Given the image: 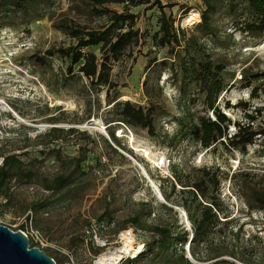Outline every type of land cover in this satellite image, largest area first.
Segmentation results:
<instances>
[{
    "label": "rangeland",
    "instance_id": "1",
    "mask_svg": "<svg viewBox=\"0 0 264 264\" xmlns=\"http://www.w3.org/2000/svg\"><path fill=\"white\" fill-rule=\"evenodd\" d=\"M159 1L172 17L174 26H179L187 11L198 10L201 6V0ZM149 2L132 4L131 0H103L97 4L93 0H45L26 16L18 13L12 18L11 24L0 26L2 147L5 150L14 148L13 151L24 147L29 152L20 157L26 159L38 146L35 145L36 142L48 141L46 136L40 134L47 126L73 125L78 131L64 135L54 140V143L73 153L74 143L80 141L84 144L83 150H86V157L80 162V167L87 169L91 165V181L84 186L89 192L87 196L77 205L71 200L73 192H66L61 197L62 201L52 207L53 212H59L60 215L48 218L56 226L63 227L69 223L67 229L83 227V243L72 247L60 244L66 240V235L60 236L59 241H48L29 222L21 229L27 236L28 245L37 246L47 254L54 253L61 259L60 264H102L97 263L98 257L121 246L123 232L131 234L128 236L131 239L130 247L139 249L138 246H142L147 233L125 221L126 216L133 212L140 213L139 218L143 224L172 219V211L157 204L156 201L159 200L141 173L140 166L159 192L163 189L171 199L179 196V184L175 181L173 172L185 175L189 168L199 165L214 168L221 179V195L232 212L236 213L244 227L259 230L264 236V212L252 210L247 214L245 202L234 191L235 178L230 177L238 167L258 174L264 171L260 137L249 144L245 152L223 143L201 147L198 142L191 140L185 123L196 112L206 111V107L196 94L193 84L189 80L182 83L176 53L172 54L165 46L158 47L152 43L151 33L157 27L155 19L158 11ZM101 6L116 11L128 9L135 13L134 27L138 29L141 39L111 61L109 76L112 87L109 88V93L114 100L127 99L142 106L150 105L153 108L152 135L145 128L137 126H122L118 130L120 126L114 120L116 111L110 109L112 101L106 103L104 98L105 88L90 83L78 72L77 63L68 72L67 56L46 53L48 48L65 47L74 43V38L62 27L63 24L83 29L101 27L107 21L106 16L98 10ZM216 16L225 30L218 40L221 44L212 42L207 37L198 38L199 42H203L204 52L215 61L223 63L227 72L226 86L216 103L232 119H242L245 109L257 108V122L263 123L264 81L259 79L252 82L251 85L257 87L256 93L252 94L250 86L244 85L245 82L239 79L242 69H264V34L250 35L235 28L231 24L232 20L225 16L224 8ZM182 28L185 35L194 31L193 26ZM81 49L99 54L96 45ZM239 101H246L245 109L239 105ZM225 102L234 105L226 107ZM207 111L210 113L211 109ZM101 126L106 134L99 128ZM106 126L112 131L115 140L110 138ZM233 128L230 123L228 129L232 131ZM172 134L174 136L170 137ZM136 144L147 148L149 157L135 150ZM162 156L164 163H159L158 159ZM41 159L38 163L39 172L51 175L55 171L52 159ZM42 174L34 175V181L40 180ZM170 182H173V188ZM41 193L46 191L35 185L16 187L10 194L18 202H14L15 206L12 207L23 205ZM164 202L167 203L166 200ZM104 204L107 205V212L112 214L111 220L105 221L103 218L97 223L91 218L89 222H81V216L99 213ZM167 204L172 206L179 221L188 228L189 223L181 216L183 209L174 202ZM147 210L148 214L145 213ZM78 211L80 218L75 215ZM24 214L3 211L0 223L11 229H20L17 226L24 220ZM63 216L66 217L62 222ZM90 238L94 245L99 246L97 254H93L88 247L86 241ZM259 247L264 248V241H259Z\"/></svg>",
    "mask_w": 264,
    "mask_h": 264
},
{
    "label": "trees",
    "instance_id": "2",
    "mask_svg": "<svg viewBox=\"0 0 264 264\" xmlns=\"http://www.w3.org/2000/svg\"><path fill=\"white\" fill-rule=\"evenodd\" d=\"M44 1L0 0V26L11 24L12 18L18 13L26 16L30 10H36ZM93 1L100 4L103 0ZM131 1L132 4L149 2ZM149 4L155 5L158 11L155 19L157 27L151 33L152 43L158 47L165 46L172 54L176 53L182 83L189 80L206 107V111L196 112L185 123L191 140L198 142L201 147L223 143L245 152L247 146L260 137V153L264 154V122H257L259 110L257 108L247 110L246 101H239V105L245 109L243 118L232 119L218 106L217 98L226 86L225 65L205 53L203 42L198 41V38L207 37L210 41L221 44L218 40L225 30L217 21L216 15L222 8L235 28L250 35H263L264 0H201L198 9L199 21L193 25L194 31L188 35H185L182 27L174 26L172 17L164 10L163 3L152 0ZM98 10L107 19L101 27L83 29L63 24L62 27L74 38V43L65 47L48 48L46 53L67 56L68 72L71 71L72 65L77 63L78 72L90 83L102 85L105 88L106 103L112 101L110 109L116 111L115 121H122L131 127L145 128L146 132L152 135L153 108L150 105L142 106L127 99L114 100L109 93V88L112 87L109 76L111 61L116 60L123 51H128L141 39L138 29L134 27L135 13L128 9L116 11L103 6ZM89 45H96L99 54L96 55L90 50L82 51L81 48ZM259 79L264 81V69L258 71L242 69L239 80L250 86V92L255 94L257 87L251 84ZM233 105L225 102L226 107ZM207 109H211V112L208 113ZM49 120L52 118L49 117ZM230 123L234 126L232 131L228 129ZM106 129L110 138L115 140L112 131L107 126ZM76 131L78 129L73 125L47 126L40 134L46 136L48 141L36 142L35 145L38 146L26 159L20 156L27 155L28 149L19 147V151H13L14 148L5 150L0 143V214L3 211L25 213V218L18 224V228L23 229L29 222L38 228L48 241H59L60 236L66 235V240L60 244L67 247L83 243L85 229L80 226L67 229L69 223L63 227L56 226L48 218L51 215H60L59 212H53L52 207L62 201L61 197L66 192H73L71 200L77 205L87 196L89 192L84 186L91 181L89 180L91 165L87 169L80 167V162L86 157L83 143L76 141L75 152L72 153L54 143V140ZM80 133L85 135L84 131ZM48 157L52 159L55 167L51 175L39 172L38 163L42 161L41 158ZM37 173L42 174L41 178L34 181L33 176ZM173 174L179 184V196L171 199L163 189L161 195L167 203L174 202L184 210L189 223L188 228L179 221L172 206L163 201L156 202L161 208L172 211L170 221L158 220L143 224L139 212L127 215L125 221L146 231L147 235L142 248L134 255L126 256L119 264H264V248L259 247V241H264V236L259 230L244 227V223L232 212L221 195V179L217 170L199 165L189 168L185 175L176 172ZM232 176L235 178L234 191L245 202L247 214L249 215L252 210L264 212V171L258 174L238 167L237 170H233L230 177ZM21 185H35L46 193L31 198L23 205L12 207L15 206L14 202L18 201L11 196V190ZM173 185V182H170L171 188ZM145 213L148 214L149 210ZM75 215L77 218L81 216L79 211ZM65 217L63 216L62 222L65 221ZM111 217L112 214L107 212V205L104 204L99 213L81 216V222H89L93 218L99 223L103 218L109 221ZM86 242L92 253L97 254L99 246L94 245L91 238ZM48 255L56 264L61 263V259L54 253L50 252Z\"/></svg>",
    "mask_w": 264,
    "mask_h": 264
},
{
    "label": "water",
    "instance_id": "3",
    "mask_svg": "<svg viewBox=\"0 0 264 264\" xmlns=\"http://www.w3.org/2000/svg\"><path fill=\"white\" fill-rule=\"evenodd\" d=\"M103 128L104 127L101 126V129L106 134ZM140 171L153 189L155 197L159 201L164 202L161 193L154 184H152L141 166ZM181 214L183 220L188 222L184 210L181 211ZM27 240L26 234L21 229H11L7 225L0 223V264H56L54 259L42 249L37 246L28 245ZM186 247L187 244L185 245V248ZM136 252H138V250ZM125 256L120 258L119 263Z\"/></svg>",
    "mask_w": 264,
    "mask_h": 264
},
{
    "label": "bare ground",
    "instance_id": "4",
    "mask_svg": "<svg viewBox=\"0 0 264 264\" xmlns=\"http://www.w3.org/2000/svg\"><path fill=\"white\" fill-rule=\"evenodd\" d=\"M99 128L101 129V127H99ZM134 147H135V150L141 151L143 153V155H145L146 157H149V152H148L147 148L141 147L139 144H136ZM158 161H159V163L160 162L161 163H164V157L163 156L160 157V159H158ZM145 174H146V172H145ZM150 181L152 182L151 179H150ZM152 184H153V182H152ZM130 235H131L130 233H126V232L124 233L123 232L122 233V236H123V238H122V241H123L122 245L119 246L118 248H115L113 250H110V251L106 252L105 254L100 255L98 257V259H97V263H102V264H118L121 257H123V256H125L127 254H130V255L135 254L136 251L138 250V248L137 249H134V248L130 247L131 239L128 237Z\"/></svg>",
    "mask_w": 264,
    "mask_h": 264
},
{
    "label": "built area",
    "instance_id": "5",
    "mask_svg": "<svg viewBox=\"0 0 264 264\" xmlns=\"http://www.w3.org/2000/svg\"><path fill=\"white\" fill-rule=\"evenodd\" d=\"M192 10L194 11L192 12L187 11L185 15L181 18V21L179 22L180 27H191L196 22L199 21V11L197 9H192ZM115 122H117V124L120 126L118 130H121L122 126L127 128V125H125L122 121H115ZM138 247H139L138 249L139 251L142 248V246L140 245Z\"/></svg>",
    "mask_w": 264,
    "mask_h": 264
}]
</instances>
